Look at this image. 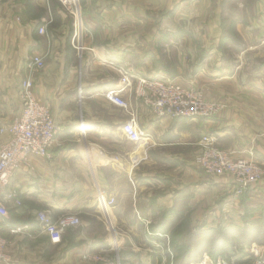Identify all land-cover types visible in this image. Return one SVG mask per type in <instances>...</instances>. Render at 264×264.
<instances>
[{
	"label": "crops",
	"instance_id": "crops-1",
	"mask_svg": "<svg viewBox=\"0 0 264 264\" xmlns=\"http://www.w3.org/2000/svg\"><path fill=\"white\" fill-rule=\"evenodd\" d=\"M53 1L0 0V127L18 114L26 62L43 54L33 89L60 126L50 158L31 156V170L13 173L22 204L10 205L1 230L10 264H99L83 255L112 257L113 244L124 264L213 258L227 228L264 218V177L236 196L230 177L207 176L195 162L211 135L264 168V0H78L76 17ZM52 13L48 37L39 34ZM119 68L174 79L225 106L209 118L156 117L126 90L147 135L135 145L122 131L130 115L103 97ZM100 196L115 200L104 214ZM40 211L77 214L80 225L52 241Z\"/></svg>",
	"mask_w": 264,
	"mask_h": 264
},
{
	"label": "built area",
	"instance_id": "built-area-1",
	"mask_svg": "<svg viewBox=\"0 0 264 264\" xmlns=\"http://www.w3.org/2000/svg\"><path fill=\"white\" fill-rule=\"evenodd\" d=\"M65 7L70 8L76 17L78 0H59ZM49 16L42 20L38 33L47 35V28L51 24ZM76 26V25H75ZM79 30L75 28L74 37ZM77 47V44H76ZM46 54L33 55L26 62L25 75L19 84L18 114L7 124L0 127V133L6 137L0 143V263L10 264L11 260L6 250L7 241L1 235L6 225L10 205L20 206L21 200L14 188H9L13 173L21 166L32 169L30 157L50 158L51 148L55 143L60 126L55 122L49 106L43 103L34 93L33 74L45 66ZM119 83L115 87L106 89L103 97L126 111L130 117L122 124L125 136L135 145L146 143L147 135L136 125L133 112L128 100L122 93L129 90L148 106L156 117L169 118H209L218 115L224 108V103L207 100L199 88L186 87L172 79L159 77L134 76L128 70L119 68ZM200 153L195 162L207 176L230 177L233 193L241 196L253 184L264 177V168L257 162L231 155L215 144V138L204 135L200 141ZM113 197L97 198V205L102 214L113 206ZM37 220L42 231L48 233L52 241H57L63 231L80 225V218L74 213H64L52 219L44 211L37 213ZM17 232L18 229H11ZM118 244L111 249L116 255L109 257L97 253H85L83 257L99 264H120ZM189 264H235L222 256L202 258Z\"/></svg>",
	"mask_w": 264,
	"mask_h": 264
},
{
	"label": "trees",
	"instance_id": "trees-1",
	"mask_svg": "<svg viewBox=\"0 0 264 264\" xmlns=\"http://www.w3.org/2000/svg\"><path fill=\"white\" fill-rule=\"evenodd\" d=\"M80 1V0H79ZM52 6H58L56 1L51 0ZM53 21L52 25L56 24L57 17L52 13ZM71 19V18H70ZM71 23V20H70ZM172 242V241H171ZM252 242H256L259 245L264 246V218L261 220H255L247 222L242 227L234 226L232 229L227 228V231L218 236L219 248L217 252L211 254L213 258L222 256L235 264H249L252 258L250 253L246 251V247H249ZM238 256L233 259L234 254ZM178 254L174 253V260L178 257ZM120 264H124L123 258L120 255ZM255 264V263H251Z\"/></svg>",
	"mask_w": 264,
	"mask_h": 264
},
{
	"label": "rangeland",
	"instance_id": "rangeland-1",
	"mask_svg": "<svg viewBox=\"0 0 264 264\" xmlns=\"http://www.w3.org/2000/svg\"><path fill=\"white\" fill-rule=\"evenodd\" d=\"M228 17H229V20H233L234 18L240 19L241 15L238 14V13L237 14L230 13L228 15ZM172 62H173V58L170 59V63H172ZM258 245H259L258 243L252 242L250 246H251L252 249H258ZM249 247H246V251H250ZM250 255L252 257L250 259L251 263L253 262L255 264H264V248L262 249V251L260 253L259 252H255V254L254 253H250ZM237 256H238V254L235 253L234 257H232L231 259L234 260V258L237 257ZM251 263H249V264H251Z\"/></svg>",
	"mask_w": 264,
	"mask_h": 264
}]
</instances>
